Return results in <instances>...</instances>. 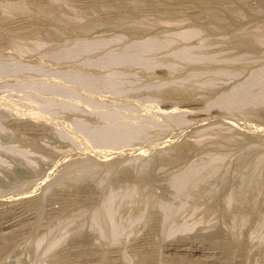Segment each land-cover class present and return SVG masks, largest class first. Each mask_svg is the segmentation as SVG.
<instances>
[{
	"label": "rangeland",
	"instance_id": "374dc122",
	"mask_svg": "<svg viewBox=\"0 0 264 264\" xmlns=\"http://www.w3.org/2000/svg\"><path fill=\"white\" fill-rule=\"evenodd\" d=\"M197 263L264 264V0H0V264Z\"/></svg>",
	"mask_w": 264,
	"mask_h": 264
},
{
	"label": "bare ground",
	"instance_id": "6f19581e",
	"mask_svg": "<svg viewBox=\"0 0 264 264\" xmlns=\"http://www.w3.org/2000/svg\"><path fill=\"white\" fill-rule=\"evenodd\" d=\"M18 216V215H17ZM11 220V219H10ZM7 230V229H6ZM189 245V244H188ZM198 264V263H197Z\"/></svg>",
	"mask_w": 264,
	"mask_h": 264
}]
</instances>
